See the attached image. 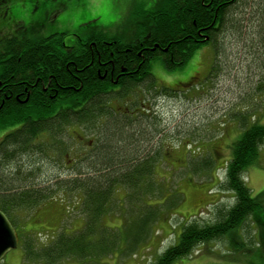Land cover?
<instances>
[{"label":"trees","instance_id":"obj_1","mask_svg":"<svg viewBox=\"0 0 264 264\" xmlns=\"http://www.w3.org/2000/svg\"><path fill=\"white\" fill-rule=\"evenodd\" d=\"M15 2L0 0V17L6 8L13 7L14 18L21 23L18 31L0 38V134L3 129L8 131L0 137V209L17 228L18 212L33 211L60 191L82 195L85 229L71 235L61 231L55 241L39 250L36 237L25 236L26 256L31 259L36 251L44 259L43 264H55L64 257L84 258L98 249L104 253L116 247L118 239L121 245L126 242V250H131L146 238L147 229L140 228L130 248L126 224L120 235L116 228L112 244L107 247L102 233L111 228L101 230L99 242L94 237L119 191L125 190L130 198L159 193L153 172L162 146L142 155L161 135L160 123L156 119L151 123V118L157 116L152 109L139 105L156 89L152 62L161 60L167 70L173 71L185 66L204 45L217 50L214 45L225 29L227 34L242 32L243 20L238 22L235 16L244 15L247 0L161 1L146 16L150 15L149 19L138 23L140 28L136 24L115 36L92 33L69 46L59 34L31 36L32 26L20 19ZM259 2L264 5V0ZM261 20L264 24V18ZM5 26L0 19V28ZM145 29L147 32H143ZM193 87L195 84L189 82L154 91L177 96ZM257 88L264 93V81ZM241 119L247 126L240 125L242 134L231 145L225 180L219 184L221 192L233 194L234 204L229 208L213 204L217 206L214 220L203 224L198 217L186 220L178 242L150 264H175L196 247L221 240H229L234 252L259 248L264 264V191L254 197L244 180L264 148V125ZM134 126L137 129L131 130ZM90 135L95 139L87 140ZM75 141L90 144L79 157L72 177L60 181L56 178L53 185L35 186L37 171L50 162L58 165L64 161L69 151L75 152ZM22 157L29 158L31 164L26 171L21 169L15 174ZM205 165L211 168V163ZM144 209L140 216L144 224L154 223L158 211L146 204ZM133 215L125 217L127 224L129 219H140ZM245 226L254 232L252 240L236 236ZM252 257L251 264H257V255Z\"/></svg>","mask_w":264,"mask_h":264},{"label":"rangeland","instance_id":"obj_2","mask_svg":"<svg viewBox=\"0 0 264 264\" xmlns=\"http://www.w3.org/2000/svg\"><path fill=\"white\" fill-rule=\"evenodd\" d=\"M161 1L166 2L16 0L15 7L20 19L32 26L29 32L31 36L59 34L69 46L77 44L79 38L85 40L92 33L100 31L110 36L124 34L131 26L142 23L143 18L149 19L150 15L146 16L155 11ZM259 1L247 0V6L242 9L244 15L240 18L239 15L235 16L238 22L243 20L242 32L227 34L225 29L214 45L217 50L212 45H204L185 66L173 71L167 70L161 60L152 62L156 89L185 85L190 81L195 87L177 96H169L160 90L156 93L154 88L147 99L141 101V107L145 105L157 116L154 118L151 115V123L155 122L154 119L160 123L161 135L154 139L147 151H143L144 145L140 147L142 151L139 150L141 155L144 152L143 157L152 148L156 150L162 146L153 172V181L159 193L139 197L132 195L130 198L125 190L119 191L116 194L118 201L115 200L108 214L101 218L97 224L100 230L94 237L98 240L96 243L99 242L101 230L111 228L102 233L106 237L103 245L107 247L112 244L111 237L116 233V228L120 235L126 224L129 248L140 228L148 230L146 238L131 250H126V242L121 245L118 239L116 247H110L104 253L98 249L90 251V256L64 257L55 264L154 263L168 247L178 242L186 220L198 217L203 224L214 220L212 215L217 206L213 204L218 203L224 208L234 204L233 194L221 192L219 184L225 180L231 145L242 134L243 125L247 126V123L242 124L241 117L247 118L249 124L255 121L264 125V93L257 88L264 81V49H261L262 45L264 47V24L261 20L264 18V12L261 14L264 5ZM138 19L141 21L137 22ZM236 28L238 30L239 27ZM145 30L143 32H147ZM207 77L210 80H206ZM135 129L137 126L131 130ZM6 130H2L0 137L8 132ZM90 138L95 139L87 136V140ZM87 144L90 143L87 141ZM87 144L75 141L72 146L75 152L69 151L64 161L58 165L50 162L42 171L38 170L35 186L53 185L57 180L72 177L70 174L75 171L79 157L87 151ZM165 150L168 151L164 156ZM28 160L22 157V164L14 173L19 174L21 169L26 171L31 164ZM206 162L211 163V168L205 165ZM244 180L254 197L264 191V148L257 162L244 175ZM145 204L158 211L152 224L145 225L140 217ZM82 206L81 194L60 191L35 210L18 212L20 219L17 228L21 235V246L11 251L2 264H43L44 259L38 257L34 250L33 258L26 256L25 236H35L39 250L55 241L61 231L71 232L70 235L82 231L87 221ZM131 214L140 219H129L127 224L125 217L130 218ZM236 236L252 240L254 232H251V227L245 226ZM254 254L257 255V264H263L259 248L249 252L242 248L234 252L229 240H221L196 247L188 257L175 264H251Z\"/></svg>","mask_w":264,"mask_h":264},{"label":"water","instance_id":"obj_3","mask_svg":"<svg viewBox=\"0 0 264 264\" xmlns=\"http://www.w3.org/2000/svg\"><path fill=\"white\" fill-rule=\"evenodd\" d=\"M19 237L6 214L0 210V261L12 250L17 249Z\"/></svg>","mask_w":264,"mask_h":264},{"label":"flooded vegetation","instance_id":"obj_4","mask_svg":"<svg viewBox=\"0 0 264 264\" xmlns=\"http://www.w3.org/2000/svg\"><path fill=\"white\" fill-rule=\"evenodd\" d=\"M14 12L15 11H14L13 7H8L5 9L3 16L0 17L1 21L6 22V26L3 29L0 28V38H2L3 36H5L8 33L16 32L20 28L19 24H21V23H18V19L14 18ZM8 15L10 16V18H8ZM4 17H6V18H4ZM20 96H21V94L20 95L18 94L17 97L19 98ZM6 98H8V97H5V99Z\"/></svg>","mask_w":264,"mask_h":264},{"label":"bare ground","instance_id":"obj_5","mask_svg":"<svg viewBox=\"0 0 264 264\" xmlns=\"http://www.w3.org/2000/svg\"><path fill=\"white\" fill-rule=\"evenodd\" d=\"M18 246H19V244H18Z\"/></svg>","mask_w":264,"mask_h":264}]
</instances>
